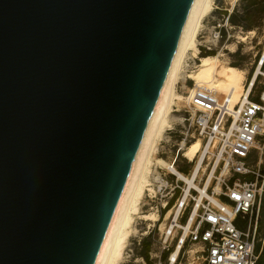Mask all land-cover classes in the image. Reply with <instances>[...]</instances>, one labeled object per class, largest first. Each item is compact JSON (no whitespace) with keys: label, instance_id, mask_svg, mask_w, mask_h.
Here are the masks:
<instances>
[{"label":"water","instance_id":"obj_1","mask_svg":"<svg viewBox=\"0 0 264 264\" xmlns=\"http://www.w3.org/2000/svg\"><path fill=\"white\" fill-rule=\"evenodd\" d=\"M194 0H0V264H95Z\"/></svg>","mask_w":264,"mask_h":264},{"label":"rangeland","instance_id":"obj_2","mask_svg":"<svg viewBox=\"0 0 264 264\" xmlns=\"http://www.w3.org/2000/svg\"><path fill=\"white\" fill-rule=\"evenodd\" d=\"M252 1L254 0H212V12L203 18L197 34L198 49L202 52L207 45L210 48L207 50L214 51L215 55L221 53L220 59L225 65L236 67L245 72V85L261 65L260 62L264 56V0H255L257 3L250 5ZM230 14L234 15L240 24H233L228 21V24L224 26L226 18ZM219 25L221 27H218ZM242 25L252 27L245 28ZM215 28L221 29L222 36L219 40L214 38ZM241 37H246V39L241 40ZM198 56L201 58V53ZM193 57V52L190 50L186 53L184 60L188 59L189 61ZM181 70V77L176 85V93L184 98L176 99L172 104L163 137L159 140L158 148L153 153V164L148 178L151 183L150 187L154 189V192L145 191L139 206V214L134 216L133 227L121 264H146L145 242L151 244L148 254L153 263H157L161 258L163 264H170L168 256L170 259L171 253L174 252L176 245L182 238L183 231L181 229L175 228L170 235L166 234L169 225L172 224V217L166 219L168 212L162 215V211L174 197L175 192L179 190L178 198L174 201L175 204L173 203L168 211L174 212L176 210L178 201H181L186 195L187 184L177 174V176L174 175L167 167L158 163L157 159H162L170 165L175 162L172 166L179 172H181L180 169H188L187 173L181 172L187 177L193 175L198 162L201 160L194 182L201 189L207 186V194L220 192L222 179L229 177L222 165L216 168V163L220 157L219 146H210L209 150L206 151L205 148L202 149V144L201 151L194 161L183 155L184 149L199 138L194 136L189 122L184 120L186 117L185 105L195 82L187 77L184 62ZM261 71L262 73L258 75L255 86L250 93L251 99H258L264 90V61ZM216 77H220V74H216ZM217 94L220 99L225 97L220 91H217ZM241 100L240 98L235 106H238ZM199 140L201 141V139ZM203 152H205V157ZM186 196V204L188 203L186 213L178 216V222L181 225L186 222L187 213L206 195L202 196L197 188L192 187ZM154 212L157 213L156 220L145 221L142 219L143 215ZM258 233L259 247H262L258 263L264 264L263 212L259 221ZM167 246L168 249L164 248ZM176 264H203L199 245H194L187 240L179 252Z\"/></svg>","mask_w":264,"mask_h":264},{"label":"built area","instance_id":"obj_3","mask_svg":"<svg viewBox=\"0 0 264 264\" xmlns=\"http://www.w3.org/2000/svg\"><path fill=\"white\" fill-rule=\"evenodd\" d=\"M228 21L229 16L224 26ZM215 29L214 38L219 40L221 29ZM205 47L204 50L210 49ZM200 53L199 50L192 60H184L188 78L201 63ZM250 96L233 110L227 98L220 99L217 91L194 85L185 105L184 120L189 122L194 136L201 139L206 151L210 146H219L216 168L222 165L229 174L222 179L220 192L201 199L190 227L180 239L181 249L187 240L199 245L203 264H259L262 247L258 229L264 214V90L258 99ZM182 200L176 206L181 207L184 215L188 203ZM180 224L173 221L166 234L170 235L175 228L184 232ZM178 257L179 254L174 264ZM154 264L163 262L160 258Z\"/></svg>","mask_w":264,"mask_h":264},{"label":"bare ground","instance_id":"obj_4","mask_svg":"<svg viewBox=\"0 0 264 264\" xmlns=\"http://www.w3.org/2000/svg\"><path fill=\"white\" fill-rule=\"evenodd\" d=\"M212 8V0H194L193 2L169 73L151 114L144 138L133 162L130 175L95 264H121L123 260L124 252L133 227L134 216H138L139 214V206L141 205L140 203L144 197L145 191L154 192V189L150 187L151 183L148 178L153 164V153L157 150L158 142L163 137L165 128L168 124L169 114L172 110V104H174L176 99L184 98L176 93V85L181 77L184 57L190 50L193 52L194 57L197 56L199 50L197 47L198 30L203 18L212 12ZM241 38V40L246 39V37ZM220 56H222L221 53L218 55L201 57V63L198 65V69L192 74L190 79L195 82L196 86L202 85L212 88L215 91L222 92L229 101L230 108L234 110L237 107L235 106V103H237L240 98L242 99L240 104L249 100V95L253 86H255L257 77L262 73L261 66L264 61V56L260 62L261 65H259L255 74L248 79L246 85L245 72L236 67L225 65L220 59ZM216 74H220V77H216ZM201 147L202 143L198 139L184 149L183 155L189 160L194 161L201 151ZM203 153L205 157V152ZM157 160L158 163L167 167L172 173L177 174L180 179L187 184L185 190L186 195L190 192L192 187L197 188L202 196L208 195L207 186L206 188L201 189L194 182L201 165V160L198 162L195 172L191 177L183 175L175 167L166 163L164 160ZM186 195H184L182 201L186 199ZM198 204L199 203L195 204L194 208L191 210L186 223L183 225L180 224L182 228H184L182 239L191 225ZM181 211L180 206L176 207L174 212H172V210L167 211L166 219L172 217V222L176 221L178 224V216L181 214ZM140 217L142 218L141 215ZM142 219L145 221L156 220L157 213L154 212L143 215ZM176 246V249L170 255V264H174V261L180 252V242Z\"/></svg>","mask_w":264,"mask_h":264},{"label":"trees","instance_id":"obj_5","mask_svg":"<svg viewBox=\"0 0 264 264\" xmlns=\"http://www.w3.org/2000/svg\"><path fill=\"white\" fill-rule=\"evenodd\" d=\"M256 3L257 2L254 0V1H252V3L250 5H254ZM224 13H227V12H224ZM229 21L233 24H240L238 22V19H236V17L232 14L229 15ZM242 26L245 28L252 27L250 25H242ZM201 55H202V57L212 56V55H215V52L212 50H202ZM180 171L187 173L189 170L188 169H180ZM178 195H179V190H177L175 192L174 197L168 202L167 207L162 211V215L165 214L172 207V205H173L175 199L178 197ZM150 246H151V244L149 242L144 243V250L146 252V254H145L146 264H154L153 261L150 259V256L148 254L149 250H150Z\"/></svg>","mask_w":264,"mask_h":264}]
</instances>
